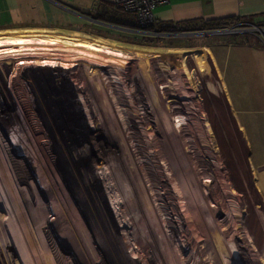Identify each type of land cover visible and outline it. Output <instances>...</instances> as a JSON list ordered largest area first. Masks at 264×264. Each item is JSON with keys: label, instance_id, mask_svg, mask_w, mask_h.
Masks as SVG:
<instances>
[{"label": "rangeland", "instance_id": "rangeland-1", "mask_svg": "<svg viewBox=\"0 0 264 264\" xmlns=\"http://www.w3.org/2000/svg\"><path fill=\"white\" fill-rule=\"evenodd\" d=\"M235 24L0 31L122 53L0 54V264H264L257 146L211 47L264 31Z\"/></svg>", "mask_w": 264, "mask_h": 264}, {"label": "crops", "instance_id": "crops-1", "mask_svg": "<svg viewBox=\"0 0 264 264\" xmlns=\"http://www.w3.org/2000/svg\"><path fill=\"white\" fill-rule=\"evenodd\" d=\"M154 15L158 26L238 22L264 27V0H171L155 8ZM110 26L140 31L133 17L113 0H0V31L34 28L74 32L81 27L101 31ZM211 47L217 54L214 61L223 79V91L232 98L236 114L243 111L249 120L258 151L255 163L264 185V46L247 35Z\"/></svg>", "mask_w": 264, "mask_h": 264}, {"label": "bare ground", "instance_id": "bare-ground-1", "mask_svg": "<svg viewBox=\"0 0 264 264\" xmlns=\"http://www.w3.org/2000/svg\"><path fill=\"white\" fill-rule=\"evenodd\" d=\"M53 36H56V35L54 34ZM57 43H63V44H67V45L72 44L73 46L84 48V49H87V50H90L93 52H103L105 54H114V55L117 54V56L119 54H122L119 49H116L115 47L113 48V47L105 45V44H101V43L98 44V43L88 41V40H80L79 38L78 39L75 38V39L71 40V38L62 39L59 37H48L46 35H38L37 37H33V36L31 37V35L30 36H27V35L26 36H20V35L0 36V54H10V55L19 54V50L22 48L24 51H34V50L38 49L37 47H39L40 45H53V44L55 45ZM32 45H39V46L34 47ZM42 48L44 49V48H48V47L43 46ZM124 54H126V53H124ZM85 56L91 57L89 54H86ZM126 57H128V56H126ZM166 61H167V59H166Z\"/></svg>", "mask_w": 264, "mask_h": 264}, {"label": "built area", "instance_id": "built-area-1", "mask_svg": "<svg viewBox=\"0 0 264 264\" xmlns=\"http://www.w3.org/2000/svg\"><path fill=\"white\" fill-rule=\"evenodd\" d=\"M171 0H113L114 4L122 9L126 14L133 17V21L140 31L154 26L155 33H162L158 30V20L154 15V10L160 5L169 3ZM196 25V24H195ZM193 25V26H195ZM233 25H236L235 23ZM177 30L192 25H173ZM251 30L264 31V27L252 26ZM164 34V33H163ZM167 34V33H165Z\"/></svg>", "mask_w": 264, "mask_h": 264}, {"label": "trees", "instance_id": "trees-1", "mask_svg": "<svg viewBox=\"0 0 264 264\" xmlns=\"http://www.w3.org/2000/svg\"><path fill=\"white\" fill-rule=\"evenodd\" d=\"M227 25H229V24L220 23V22H216V23L212 22L209 24L202 25L200 27H198L199 25L186 26V27L179 29V30H177L175 27H171V26H157V28L162 33H174L176 31L195 30V29L196 30L214 31V30L221 29ZM136 28H138V27L136 26ZM146 31H149V32L154 31V26L147 28Z\"/></svg>", "mask_w": 264, "mask_h": 264}]
</instances>
